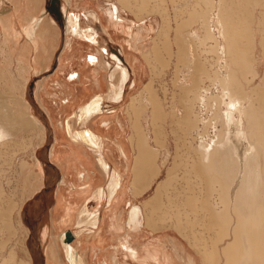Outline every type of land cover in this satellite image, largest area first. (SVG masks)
<instances>
[{"label":"bare ground","instance_id":"1","mask_svg":"<svg viewBox=\"0 0 264 264\" xmlns=\"http://www.w3.org/2000/svg\"><path fill=\"white\" fill-rule=\"evenodd\" d=\"M113 1L114 2H111L109 4L110 6L108 8L104 7L103 5L100 6V10H102L103 12L102 16L100 15L99 11L96 10H90L88 11V14L85 13L86 15H88L87 17L91 16L96 19L99 18V21L102 22L103 30L109 33L110 37L113 38L115 36L117 37V31L122 29L120 25L124 24L121 23V20H123L124 18V16L121 17L123 13L120 15V11H122L121 8H130L133 13H136L135 15H141L138 18L139 20L144 19L142 14H144L145 12L153 13V11L156 10L154 6L148 7L149 5L147 0H133L134 3L130 0ZM198 3L199 6L193 5L192 9H188L189 6L185 8V6L183 8L179 7V9L176 8V10H179L177 12H180V8L190 10L189 16L191 15L193 18H186L189 23H187V25H190L191 20V23L194 22V19L195 21H200L202 23L200 28H203L205 32L204 35L199 36L196 34H191V32H189L192 38H190L189 35H187L188 38L184 37L186 34H183L184 38L180 37L181 34L179 31L183 30L184 28L186 29V21H184L183 18V21H179L181 20L182 15L179 16L180 18L177 17V15L176 19L179 18L176 21L177 25L172 26L170 23L171 18L167 14L166 17H164L162 20L160 31L158 30V33H156V36L153 38L154 44L142 55L144 60H146L145 62H147V65L150 68V79L148 82L144 83V86L140 93L132 97L128 109L131 118L130 141L136 152L134 158L135 161L132 166V172L134 175L132 188L134 189V193L137 192L140 188H149L153 180L159 177L162 169L166 167L167 159H163L162 161L157 163V153L159 154L160 151L158 149H155V147H153L149 143L148 133L142 124V116L146 111L150 109V113L148 114H151L154 118L153 125H155L153 131L154 140H152L155 141V143H157L158 145H165L164 147H166L168 143L164 144L165 140L163 141L161 139L165 135L162 134L163 132L160 130L161 128H158L156 126L157 121L155 123V120L157 118L163 119L161 118L163 116L161 111L162 106L160 98L157 91L155 90L156 88L154 87V83L156 82L157 78L163 73V71L167 69V67H169L173 52L170 43V32L173 28L174 32L176 33L174 37V40L176 42L174 43L177 45V47L179 46L176 59L178 61L185 62V68L189 71L188 78L190 76L192 77L191 82H189L190 80H187V82L191 84V87H189L188 84L186 87H182V91L180 92H184L187 94L189 91H193L194 93V96L192 97V99H190V96V100L188 102V99H185V101H183V106L181 105L183 107V111H181L182 114L178 121L175 122L179 123L178 128L180 127V129L182 130V141L184 140L185 142L187 141L193 144L194 139H197L199 135L203 133L199 129L200 122L205 124L208 122L209 124H211L213 128L216 129V135L214 136V138L210 139H207L205 136L199 137V144H197V146L195 145V151L192 155H190V157H192V159L190 160L191 162H189L191 164V169H187V172H189V174L195 173L197 179L200 180V184L203 185L202 187L208 185L207 189L205 188L207 191L205 190L204 194H202L201 192L203 191L200 190L201 192L199 193H201V195H195L192 192L193 188H191V184L188 181V184L191 188H189L191 190V194H188V199L183 200L184 202H175L172 197L170 198V191H172L171 188L173 186V183H171V181L175 176L173 174L174 172L171 171V167L168 170L166 180H162L161 182H159L155 190L156 192L151 200H155L157 203L159 200H161V198L158 200L159 196H162V192L165 193L166 191L167 193L165 194H168V204H166L167 210H164L166 215L171 214L172 205L177 206L178 204H180L182 205V208L185 207V205H188V207L190 206L189 208L191 209L184 208V210L182 211H185V213L181 210H177L174 212V215L183 214L185 216L192 214L197 220L198 216H201V224H203V227H206V230L211 232L210 241L205 240L206 242H203L201 244L197 243L198 248L196 246L197 252L202 256L203 264H264V0H199ZM133 7H135L136 10ZM7 12V9L0 10V17H3V15L5 16ZM182 12L183 11H181L180 13ZM258 12L261 14L262 20L257 18L258 16L256 14H258ZM61 13L66 23V33H70V35L86 40L89 39L91 42L96 44L95 48H97V50L95 49V52L88 53L87 55H89V57L86 55L85 61L88 65V68H90V65H93L92 69L99 66L101 61L100 56L102 55L104 57V50H102L101 48L105 47L99 39V34L95 30H93L90 25L81 27L80 15L73 16V14H71L64 7H62ZM213 14L214 17L212 16ZM176 19L174 16L173 20L175 21ZM26 20L27 19H24L22 14H12L9 18H6L5 21L7 23L6 26L4 25L5 30H3L6 32L7 38L5 40L11 42L12 46L10 47V50L12 51V53L16 52L17 55L20 56V58L21 56L24 58L23 52L27 49L31 51V67L32 71H36L38 69V65H40L41 59L45 58L44 50L46 48H41L44 47L45 44H42V42L40 41V39L42 38L37 34L39 25L45 22V19L42 16L39 19H32L28 22L27 26ZM212 22H214L215 24H211ZM256 22H258L257 25ZM138 30L139 31L135 32L134 34L131 28V32L129 33L130 39H128L129 46L135 50V44L137 42H142L141 40L143 38L146 39L143 31L140 29ZM257 31L262 35L259 42ZM182 32L184 33V31ZM141 35L143 36L141 37ZM136 39H138V41H135ZM133 40L136 42L135 44H133ZM23 42L25 44L21 47L20 45L23 44ZM197 42L200 45H204V48L201 49V51L197 47H194V44H197ZM191 45L193 46V50L189 53V55H187L189 52L187 50L189 47H191ZM104 49L106 50L107 54H110V51L107 48ZM259 50H261L262 53H259ZM208 53H211L210 56H212V58H209L210 56H207ZM258 53L260 54V58L257 57ZM129 54L133 55V53ZM205 54L206 57L204 56ZM111 55L114 59V63H116L117 65L114 67V70L108 74L109 93L105 96L102 93H99L95 95L96 97L93 96L91 99L87 100L77 108V110L75 111V117L78 120L79 125H82L80 129H73V126L72 124H70L69 120L66 122L65 129L70 140L80 142L81 144L85 145L87 149L89 148L96 154L97 163L101 165V168H103L105 174L109 177L110 184L108 192L105 190V188H100L98 191H96L95 196L98 200H102L105 198L106 204L110 207L117 203L115 209H118V205L122 201L123 193L125 192L123 189L124 185L122 174L116 168H112L109 161L103 154L104 147L106 146V139L103 137V135L94 130L92 126H90V124L94 123L95 121L98 123L99 118L104 117V115H106V112L107 114L110 111L113 112V106H108V104L106 105V100L109 99L114 102L122 100L124 98L123 93L125 92V86L131 81V71L129 68L123 67L121 65L122 60L119 54L115 51H112ZM128 59L131 60V57H129ZM71 60L69 62L72 63L74 61V58ZM110 64L111 63H108L107 65L110 67ZM60 66L64 68L66 65H63L60 61L59 67ZM136 67L138 66L136 65ZM178 73H180V71H178ZM116 74H119V83L117 80L118 84L114 83L113 81L114 77H116ZM76 75L80 76V73ZM89 75L93 76L94 72H89ZM241 79H243V82ZM207 80L209 84H206ZM258 80H261V83L248 90L247 85H249L250 87L251 83L254 82L253 84H255V82ZM134 82L136 81L134 80ZM61 85L59 86L61 87ZM215 88L216 91L220 92L219 94L214 93L213 89ZM47 92L49 93L48 89ZM85 92L86 90H83V93L81 94V92L79 91L77 97L73 98V100H76L79 97L81 99V96L85 94ZM187 95L186 97L188 98ZM43 100L44 103L45 99ZM247 101L248 103H246ZM44 105H46V103H44ZM203 105H205V108L207 109L205 113L207 111H211L209 113V115H211L209 120L206 117H203L199 110L196 109V106L198 108V106L202 107ZM224 107L226 108V111L221 112L222 108ZM46 108L52 119L51 108ZM229 110L232 113H238L236 114L238 115V117H232L231 115H229ZM26 114L24 112L19 114L20 116L16 115L17 119H15L14 122L22 123V126L25 128H38L41 131H44V127L37 117L27 112ZM167 115L168 114H166V116ZM5 116L6 117L3 118L0 114L1 145H5L7 143V139H12L11 131L14 130L7 114H5ZM212 119L215 121L213 122ZM105 121H100V124L104 127H108V122ZM244 125L247 126L249 146L246 148L244 155L242 156L240 154L239 147L236 146L235 143H233L232 138L237 135H241L242 137L245 136V133L243 132ZM195 130H197L198 133L194 136ZM53 132V139L55 141L53 142L56 145L60 143L61 140L60 137L56 135V132ZM204 134L205 133H203V135ZM3 147L4 146H2V148ZM53 147L54 145L51 147V150L49 152L51 160H53L54 156H60V151H62L63 149L60 146L58 148L56 147V149L53 150ZM190 148H192L191 150L193 151V147ZM165 149L167 148H164V150ZM5 153L7 152H4V154ZM120 153L122 154V156H126L123 147L120 148ZM166 156L167 155H165V157ZM54 162L56 163L55 160ZM56 165H60L61 167L60 170L62 172V177L60 179V183L64 182V172L62 165L61 163L59 165L58 163H56ZM92 172L95 173L94 171ZM82 173L84 175L85 171H83ZM90 173L89 175H91ZM194 181L196 182V180ZM60 183L58 187H60ZM11 203L13 204V202ZM12 204H10V206ZM157 204H159V202ZM148 205H150V203L146 202L145 207H148ZM155 205V203L151 204L150 208L145 209V207L142 208L135 202H130L126 214L124 213L125 217L123 216L124 214L122 212L119 214V216L116 215L117 219L113 223L115 231H117L120 227L122 228V230L124 229L128 234L133 235L134 233L139 232L143 225H146L147 227L151 226L152 223H154L156 220L154 214L155 211H157V207ZM13 206L14 205L9 208L12 209ZM84 207L80 211V218L76 222L78 224V227L80 228V231L72 229L70 230L73 234V239L71 241L67 240L68 230L66 232L64 231V233L60 235L64 251L61 252L60 250V252L61 254L64 253L66 256L65 264H93L92 261H90L89 259H85L84 256L78 253L77 249L73 247L74 241L79 239L80 236L84 234V231L86 233L93 232L96 228H98V224H100L99 221L101 211L95 210L93 212H90L86 210V207V209ZM180 215H177L175 217L178 218V216ZM73 217V215L70 216L71 219H73ZM166 218L167 217H165V219ZM4 220L6 219L4 218ZM176 220L178 221V219ZM185 220L186 219L182 221L184 222ZM192 220L190 222H192ZM69 221L70 220H68V222L66 223H69ZM4 223L6 224V221ZM175 225L179 226V224L177 225V223ZM175 225H173V227ZM7 226L12 227L10 224H8ZM182 227L183 228H180L179 230H184V228H186L185 225ZM150 228L152 230L154 229L152 227ZM9 230L11 229L9 228ZM186 233L181 235H185ZM168 238L171 237L169 236ZM172 239V247L174 249H170V246L168 247V245H165L166 243L163 244L162 240H154L150 242V245L146 246L148 254L147 258L143 261V264H174L175 257H177L178 259L181 256L179 254L184 253L183 255H186L185 252L187 250L185 249V245L177 238ZM127 241L128 238H126V241L122 240V247H124L130 253L131 257L137 258L138 254L140 253V248L137 249V247L135 248L134 246L128 245ZM209 242L211 243V245L208 244ZM90 245L89 240H84V248L90 247ZM143 254L145 256V253ZM57 255L58 252L55 251V259ZM186 260H184L183 264H199L198 258L196 257H190V259L188 257V260ZM27 264H31V262ZM94 264H97V261H94ZM104 264H112V262L106 261Z\"/></svg>","mask_w":264,"mask_h":264},{"label":"rangeland","instance_id":"2","mask_svg":"<svg viewBox=\"0 0 264 264\" xmlns=\"http://www.w3.org/2000/svg\"><path fill=\"white\" fill-rule=\"evenodd\" d=\"M6 1L7 0H1L0 10L3 9H7L8 11L10 10V7L7 5L8 3ZM50 1L51 0H42L41 12L35 13L32 16L36 19L41 18L42 16L45 19V22L49 20V16H52L55 19L56 25L59 27L58 30H54L52 26H54L55 24L54 22L52 23L51 21L50 24H48V26L46 27L47 29H49L48 33L50 34L48 35V39H47L48 41L46 42L47 44H46L45 58L41 59L40 65H38V69L36 71L35 70L32 71V67H31L32 59L30 55L31 51L30 50L28 51V49L25 50L23 52L24 58L22 56L20 58V56L17 55L16 52L12 53V51L10 50V47L12 46L11 42L5 40L7 37L6 35H4L3 27L0 24V93H1L0 114L3 118H5L6 117L5 114H7L9 120L12 123V128L14 129L11 131L12 139L11 140L7 139V143L5 145L0 144V151H1L0 152V264H9V263L27 264L30 262L31 264H55V263L65 264L66 256L64 253L61 254V252L63 251V245H62V240L60 239V235L64 233V231L66 232L67 230H71V229L80 231V228L78 227V224L76 222L80 218L79 217L80 211L84 206L87 209L85 207L84 208L90 212H93L95 210H100L101 222L99 228L95 229V231L93 232H90L92 234L86 233L84 231V234L80 236L79 239L74 241L73 247L77 249L78 253L84 256L85 259H89L90 261H92L93 264L94 261H97V264H104L106 261L107 262L111 261L113 264L116 263L122 264L123 263L122 261L124 260L127 261V264H141V262L136 261L134 259L128 260L126 254L122 253L123 251L121 252L119 247L121 245L122 233H120V236L117 233L113 234V232H115V228L113 227V222L116 221L117 219L116 215L119 216L121 212L123 214L124 213L126 214L130 202H135L137 205H140L142 208L145 207L146 202L150 203V205H148V207H145V209L150 208L151 204L154 203L156 204L155 206L157 207L156 209L157 211H155L154 214L156 220L147 229L150 231V236L147 239H145L144 243H140L144 240L143 238L141 240L139 239L137 240L136 238H134L131 241V243L134 246L137 245L136 247H138L141 244H145L148 241L162 240L163 244L166 243L165 245H168V247L170 246L169 248L171 249L173 248L172 238H177L185 245V249L187 251L185 252L186 255H183L184 253L179 254L181 256L178 259L177 257L175 258L174 264H179V263L183 264L184 260L186 259L188 260V257L190 259V257H196V256H197L196 258H198L199 264H203L202 256L197 252V248H198L197 243L201 244L203 242L210 241L211 232L206 230V227H203V224H201L202 223L201 216H198V220H197L195 216L191 214L196 219V221L190 214L185 216L183 214H181L182 216L180 214H177L180 215L182 219L180 218V216H178V218L175 217L177 216L176 214L174 215L175 211L177 210L182 211L184 210V208L190 207V206L188 207V205H185V207L182 208V205L180 204H178L177 206L172 205L171 214L166 215L165 214V211L167 210L166 204H168L167 201L168 194L167 195L165 194L167 193L166 191L165 193L162 192L163 193L161 194L162 196H159L158 198V200L161 198L163 204L161 200L158 201L159 204H157L158 202L156 203L155 200H151V198H153L156 192L155 190L159 182H161L162 180H166L168 175L167 174L168 170L171 167H172L171 171L174 172L173 174L175 176L171 181V183H173L172 184L173 186L171 188L172 191H170L171 192L170 198L172 197V199L177 203L184 202L183 200L188 199L187 197L188 194L189 195L191 194L190 193L191 188H193L192 192L195 195L196 194L201 195V193L204 194V191L207 189L208 185L202 187L203 185L200 184V180L197 179L195 173L189 174V172H187V169H191L190 167L191 164L189 162H191L190 160L192 159V157H190V155H192L193 152L195 151L194 150L195 145L197 146V144H199L198 142L199 137L205 136L207 139H210V138H214V136L216 135V129H214L211 124H209L208 122L206 124L200 122L199 129L201 130V132L205 134L203 135V133H201V135H199L197 139H194L193 144L191 142H190L191 144L187 141L185 142L184 140L182 141L181 138L182 130L180 129V127L178 128L179 123H175V122L178 121V119L182 114L181 111H183V107H182L183 101H185V99H188L187 100L188 102L190 99H192L194 93L193 91H189L188 92L189 94L187 93L188 94L187 95L184 92H180L182 91V87H186L189 84L187 80L188 81L190 80L189 82L192 81V77L190 76L188 78L189 71L188 69L185 68V64H184L185 62L184 61L181 62L176 59L179 46L177 47V45L174 43L176 42L174 40L176 33L174 32L173 28L171 29L170 32V38H171L170 43L173 52L169 63V67H167V69L163 71V73L157 78L156 82L154 83V87L156 88L155 90L157 91L158 96L160 98V102L162 106L161 111L163 116L161 117L163 119L157 118L155 120V123L157 121L156 126L158 128H161L160 130L163 132L162 134L165 135L164 137L161 136L164 138L161 139L163 141L165 140L164 144L168 143L166 147H164L165 145H158L157 143H155V141H153L154 140L153 131L155 125H153L154 118L152 117L151 114H148L150 113L149 112L150 109L148 110L147 108L148 111H146L142 116V122H143L142 124L148 133L149 143L153 147H155V149H158L161 152L160 153L159 151H157L159 152V154L157 153L158 155L157 163L162 161L163 159H167L166 167L162 169V172L160 173L159 177L153 180L149 188H140L135 193L132 188L133 187L132 182L134 179L132 166L135 161L134 158L136 152L130 141L131 118L128 112L129 103L131 102L132 97L138 95L142 90L144 83L148 82L150 79V68L147 65V62H145L146 60H144L142 55L145 51L149 50L154 44L153 38L156 36V33H158V30L160 31L163 18L166 17V15L168 14V16L171 18L170 21L171 25L176 26L177 25L176 21L177 19L180 18L179 16L181 15L183 16V17L181 16V20L179 21H183L182 18L184 19V21H186V25H185L186 29L184 28L185 30L184 29L183 30L179 29L180 31L178 30L181 34L180 37L182 38L184 37L188 38L187 35H189V37L192 38L189 32H191V34H196L199 36L204 35L205 32L203 28L202 29L200 28L202 25L200 21L199 23L194 19V22L191 23L192 21L191 20L190 25H187L188 23L187 19L189 17L193 18L191 15L189 16L190 10L188 9H192L193 5L199 6L198 3L199 0H147L149 5L148 7L154 6L156 10L153 11V13L145 12L144 14H142L144 18L143 20H139L138 18L141 15L140 16L135 15L136 13L135 12L133 13V11L130 10V8H121L122 11H120V15L123 13L121 17L124 16L123 20H121V23H124L125 25L121 24L120 26L124 30L120 29L118 35L116 34L117 37L115 36L114 38H111L110 34L105 32V30H103L102 22L99 21V18L96 19L91 16L87 17L88 15L84 13V11L87 12L88 14V11L96 10L99 11L100 15L102 16L103 12L102 10H100V6L103 5L104 7L108 8L110 6L109 4L111 2H114L113 0H71L70 6L66 4L64 0H60L59 4L57 2L50 3ZM130 1L133 2V0ZM58 6L60 7L61 10L62 7H64L67 10H71V12H73L71 13L73 14V16L80 15L81 27L85 25L86 26L90 25L93 28V30H95L99 34V39L101 43L105 46L101 48L102 50H104L103 51L104 57L102 55L100 56V60H101L100 63L101 65H103L104 61L106 62V65L108 63H111L110 67L108 66V70H109L108 74L111 71H113L114 67L117 65L116 63H114V59L112 58L111 55L112 51H115L116 53L119 54L122 60L121 65L123 67L129 68L132 76L131 81L125 86V92L123 93L124 98L122 100L115 102L109 99L106 100L105 103L106 105L108 104V106L109 105L113 106L112 108L114 109L113 112L110 111L108 112V114L106 112L105 113L106 115H104V117L99 118L98 123L95 121L94 123L90 124V126H92L94 130L99 132V134L103 135V137L106 139L105 140L106 146L104 147L103 150L104 156L107 158L112 168L113 169L116 168L122 174L123 185H124L123 189L125 191L122 197V201L118 205V209H115L117 203L110 207L106 204L105 198L102 200H98L97 197L95 196L96 191H98L100 188H105V190L108 192L110 179L109 177L105 176V174H103V171L101 170L100 166L97 164L96 154L88 148L87 149L88 160L85 165L86 169H80L79 171V174L82 176L83 174L82 172L84 170L86 171L89 170V172H86V176H85L89 184L88 186L89 193L87 195L89 196L88 203L87 204L80 203L81 205L79 204L74 208L72 212L74 214V217L71 223H66L65 217L67 214L66 212L67 209L64 206L61 210L58 211L55 217H53L52 215V210L54 206L55 186L56 184L57 187L59 186V183L61 181L60 179L62 177V172L60 170L61 167L59 164L61 162V159L65 158V156L70 152L65 154L64 151H60L61 155L58 157L54 156L53 160H51L49 152L53 145H54L53 150H55L56 147L58 148L60 146L63 148L65 142L68 143L70 140V138L67 137L65 134V130L63 127V120L67 115L74 113L77 110V108L83 104L84 101L86 102L87 98H85L84 95L82 97L83 100L81 101H76V100L73 101L71 98H70V102L68 103H64V101L68 94L77 97L79 91L82 94L85 88L88 89L87 84H91V82L86 81V79L84 81L83 63H85V56L88 53L95 52L94 50L95 47L88 43L79 44L75 42V40H73V44L70 45L69 47L66 48L64 46L65 38L67 36L65 32L66 23L64 19L58 17V15L55 12L56 7ZM179 7L182 8L188 7V9L185 10L180 8L181 9L180 12L183 11L182 13H180L177 12L179 10H176V8L179 9ZM133 8L135 9V7ZM184 10L186 13L184 12ZM256 15L258 16L257 17L258 19L262 20V16L259 12ZM174 16L175 19L176 16L179 18H177L174 21L173 20ZM212 16L214 17V14ZM211 24H215V23L212 22ZM257 24L258 22H256V25ZM131 28L134 34L135 32L139 31L138 29L142 30L146 38V39L144 38L142 39L145 41L139 43L137 42L138 44L136 45L138 47H141L140 50L138 51L137 49L135 50L131 48L128 44V39H130L129 33L131 31ZM182 31H184V33ZM183 34L186 35L184 36ZM142 36L143 35H141V37ZM257 37L259 42L262 35L260 32L258 33V31H257ZM88 40L89 39H87V41ZM135 41H138V39H136ZM88 42L93 43L90 40ZM194 45H195L194 47H197L198 49H200V51L201 49L204 48V45H200L198 44V42L197 44L195 43ZM20 46L22 47L23 44H21ZM104 48H107L110 51V54H107ZM192 50H193V46L191 45V47H189L187 50L189 51L187 55H189V53ZM128 52L130 53L132 52L133 55L129 54ZM258 52L262 53L261 50H259ZM259 53L257 56L258 58H260ZM210 55L211 53H208L207 56L209 57ZM87 56L89 57V55ZM204 56L206 57V54ZM129 57H131V62H129L128 59ZM73 58L74 61L68 65V68L65 71L60 70L59 67L60 61L62 62L63 65H67L65 64V62H68V60ZM209 58H212V56H210ZM263 63H264V57H263ZM134 64L138 66L136 67V71H137L136 73L132 68ZM89 69L90 70L88 72H94V75L96 74L95 68L93 69L89 68ZM71 70L81 72L83 81L81 82L78 78H75L73 80L67 79L69 82L66 81L65 74L68 71L70 72ZM178 71H180V73H178ZM105 73L106 70H103V76H105ZM70 75L71 73L67 76V78ZM134 80H136V82H134ZM241 80L243 82V79ZM58 81L60 82L65 81L64 83L67 84V86L69 87V88L64 87V93L62 92L63 88L62 87L59 88L58 85L56 84V82ZM253 83L250 84L251 85L250 87L249 85H247L248 90L261 83V80L256 81L255 84ZM206 84H209L208 80ZM189 87H191V84H189ZM47 89L49 90V93L47 92ZM89 90H91V94H93L94 92H98V93L101 92L104 95L108 94L109 91L106 84H104L102 88H99L97 86H94L93 88L90 87ZM213 90L214 93L217 94L220 93L219 91H216V88ZM186 95L188 96V98L186 97ZM43 99H45L44 103H46V105H44ZM246 103H248V101ZM46 107L51 108L53 120L51 119L50 114L48 113ZM162 109L165 111H163ZM196 109L199 110V112L202 114L203 117H206L208 120L210 119L211 115H209V113L211 111L210 112L207 111L205 113V111L207 110L205 108V105H203L202 107L198 106V108L196 106ZM223 111L224 112L226 111L225 107L222 108L221 112ZM24 112L25 114L27 112L37 117L42 123V126L44 127V131H41L38 128L37 129L25 128L22 126V123L14 122V120L17 119L16 115L20 116L19 114ZM228 113L232 117H238V115H236L238 113L236 112L232 113L229 110ZM166 114H168L169 116L168 115L166 116ZM103 120L104 121L106 120L105 122H108V127L107 126L104 127L100 124L101 123L100 121ZM212 121L214 122L215 120L212 119ZM71 123L73 127L78 129V127L75 125L74 119L71 121ZM81 126L82 125H79V128H81ZM53 131L56 132V135H58V137H60L61 140L60 143L56 145L54 144L55 141L53 139L54 138ZM243 132L245 133L244 137H242L241 135H237L232 138L233 143H235L236 146L239 147L240 154L242 156L244 155L246 148L249 146L248 132L246 125H244L243 127ZM197 133H198L197 130H195L194 136ZM2 146H4L5 148L4 147L2 148ZM121 146L125 150L126 157H123L120 153ZM190 147H193V151L191 150L192 148ZM164 148L167 149L164 150ZM72 150L74 149L72 148ZM81 151L82 153H84L85 149L82 148ZM4 152L7 153L4 154ZM70 154L67 155L66 158L70 157ZM72 154L74 153L72 152ZM165 155L167 156L165 157ZM54 160L56 161V163H58L59 166L56 165ZM91 170H94L96 172V175H89ZM194 180H196L197 184ZM188 181L191 184V188L190 185L188 184L189 183ZM201 187L202 189L203 188L204 189L202 190ZM200 190L203 192H201ZM11 202H13V204ZM10 204L14 205L13 206L14 209L9 208L12 207V205L10 206ZM111 208L113 210V217L111 216L112 214ZM182 212L185 213V211ZM125 214L123 215L124 217ZM165 217L167 218L165 219ZM4 218L6 220H4ZM188 218H190L191 220L193 218L192 222H190L191 220ZM176 219H178V221ZM179 219L181 221L186 219L187 221L185 220L184 222L183 221L181 222ZM3 220L4 222L6 221V224L3 222ZM176 223L177 225L179 224V226H176L175 225ZM8 224H10L13 227V229L12 227H8L7 226ZM173 225L175 226L173 227ZM184 225L186 226V228H184V230L182 229L179 230L180 228H183L182 226ZM150 227L154 229L152 230ZM176 227L179 228L177 229ZM9 228L11 230H9ZM186 229L188 230V232ZM120 231L123 232L124 230L120 228ZM192 231L193 232L195 231L194 232L195 234ZM184 233H186L188 237L186 234L181 235ZM169 236L171 238H168ZM84 240H89V245L91 244L90 247H86V248L83 247ZM208 244L211 245L210 242ZM55 251L58 252L56 259L54 258ZM114 253L117 254L116 260L121 259L119 263L118 261L114 263L115 260L113 259Z\"/></svg>","mask_w":264,"mask_h":264},{"label":"crops","instance_id":"3","mask_svg":"<svg viewBox=\"0 0 264 264\" xmlns=\"http://www.w3.org/2000/svg\"><path fill=\"white\" fill-rule=\"evenodd\" d=\"M8 4V6L10 7V10L5 14V16L3 15V17L1 16L0 17V24H1V26L3 27V29L5 30V26H6V18H9L12 14L13 15H15V14H22L23 15V18L24 19H27L26 21V26H27V24H28V22L29 21H31L32 19H36V18H34V17H32L33 16V14H35V13H38V12H41V2H42V0H7L6 1ZM64 2H65V0H64ZM66 2L70 5L71 3V0H66ZM66 3V4H67ZM70 13H73V12H71V10H68ZM84 13H87V12H85L84 11ZM48 17V16H47ZM37 19H39V18H37ZM54 18L52 17V16H49V20H47L46 22H43V23H41L40 25H39V27H38V29H37V34L38 35H40L41 36V38L42 39H40V41L42 42V44L44 45V47H41V48H46V42L48 41L47 39H48V35L50 34V33H48V31H49V29H47L46 27L48 26V24H50V21H52ZM64 19V18H63ZM3 21V22H2ZM43 21V20H42ZM55 21V19L52 21V23ZM65 21V20H64ZM54 24L56 25V22H54ZM5 25V26H4ZM52 26L53 27V29L54 30H58L59 29V27L56 25V26ZM50 27V26H49ZM51 27V28H52ZM3 30V33H5V35H6V32ZM65 32H66V30H65ZM117 32H119V30L117 31ZM131 32V31H130ZM66 38H65V42H64V46L67 48V47H69L70 45H72L73 44V40H75V42H77V43H79V44H84V43H88V44H90V45H92V46H94V47H96V44H94V43H90V42H88L86 39H83V38H80V37H73V35H70V33H66ZM111 38H113V37H111ZM141 39V38H140ZM141 41H143V40H141ZM136 42H134L133 44H135ZM25 43L23 42V45H24ZM137 44V43H136ZM135 44V46H134V48H138L137 50H140V48L141 47H138L137 45ZM95 49H97V48H95ZM94 49V50H95ZM28 51H29V49H28ZM44 51H46V49L44 50ZM130 53V52H129ZM132 53V52H131ZM86 57V56H85ZM71 60V59H70ZM70 60H68V62H65V64H69V63H71V62H69ZM72 61V60H71ZM104 61V60H103ZM64 62V61H63ZM129 62H131V60H129ZM85 64V65H84ZM68 65H66L64 68L62 67V66H60V70H66L68 67H67ZM83 66H84V72H83V74H84V81H85V79H86V81H89V82H91V84H90V86H89V84H87L88 86V89H86L85 88V90H86V92H85V94H83L81 97H83L84 95H85V98H87V100H89V99H91L93 96H95V95H97V94H99V93H101V92H94L93 94H91V90H89L90 89V87H94V86H97V87H99V88H102L104 85L103 84H106L107 85V87H108V90H109V78H108V72H109V70H108V65H106V62L104 61L103 62V65H101V63L99 64V66H97V67H95V71H96V74L95 75H93L94 76V79H93V76H90L89 75V68L87 67V64H86V61H85V63H83ZM134 66V67H133ZM132 66V68H133V70H135L136 71V65L134 64ZM62 67V68H61ZM93 67V65H90V68H92ZM103 70H106V73H105V76H103ZM134 71V72H135ZM137 72V71H136ZM71 73V75L67 78V76L69 75ZM78 73H80V76L78 75H76V74H78ZM65 79H66V81H68L67 79H69V80H73V79H75V78H79V80H80V78H81V80L80 81H83L82 80V74H81V72H78V71H75V70H71L70 72L68 71L66 74H65ZM88 76V77H87ZM118 76V77H117ZM91 77H92V79H91ZM117 77V78H116ZM116 77H114V79H113V81L116 83V84H118L119 83V74H116ZM132 77V76H131ZM88 79V80H87ZM101 80V81H100ZM117 80H118V83H117ZM93 81V82H92ZM136 81V80H135ZM65 82V81H64ZM64 82H60V81H58V82H56V84L58 85V87H60L59 85H61V87L63 88L64 86L66 87V88H69L68 86H67V84H65ZM69 82V81H68ZM96 82V83H95ZM102 82H103V84H102ZM101 83V84H100ZM108 83V84H107ZM87 90H89V91H87ZM62 92L64 93V88L62 89ZM109 93V92H108ZM103 94V93H102ZM104 95V94H103ZM105 96V95H104ZM96 97V96H95ZM72 99L73 100V98H75L73 95H67V99H68V101H67V99H65V101H64V103H68V102H70V100L69 99ZM81 100H83L82 98L80 99V97L79 98H77L76 99V101H81ZM86 100V101H87ZM105 100H106V97H105ZM74 101V100H73ZM85 102V101H84ZM83 102V103H84ZM74 119V121H75V125L78 127V129H80L79 128V123H77L78 122V120L76 119V117H75V112L74 113H72V114H69V115H67L65 118H64V120H63V127H64V130H65V134H66V136H67V131H66V122L69 120L70 121V124H72L71 123V121ZM76 119V120H75ZM92 124V123H91ZM73 129H76L75 127H73ZM68 137V136H67ZM70 142V143H69ZM69 142L66 144V142H65V144L63 145V149H62V151H64V153L65 154H67L68 152H70L71 154H72V152L74 153V154H70V157H68V158H66L67 157V155H69V154H67L66 156H65V158H62L61 159V165H62V168H63V176H65V177H63L64 178V182H61L60 183V187H58V190H57V186L55 187V190H54V206H53V210H52V215H53V217H55V215L58 213V211L59 210H61L62 208H63V206L64 207H66V209H67V214H66V217H65V219H66V222H68V220H70L69 221V223H71L72 222V220L73 219H71L70 218V216H74V214L72 213L73 212V210H74V208L77 206V205H79L80 203L81 204H83V203H88V197L89 196H87L88 195V193H89V191H88V186H89V184H88V180L85 178V176H86V172H89V170H84L85 171V174L83 175L82 174V176L79 174V171H80V169H86V167H85V165H86V163H87V160H88V152H87V147L85 146V145H83V144H81L80 142H75V141H73V140H69ZM72 148L74 149V150H72ZM82 148H84L85 149V152L84 153H82ZM120 148H122V146L120 147ZM122 155V154H121ZM123 157H126V156H123ZM69 161V162H68ZM96 162H97V160H96ZM69 163V164H68ZM68 164V165H67ZM98 164V163H97ZM99 165V164H98ZM67 168H66V167ZM100 166V168H101V165H99ZM65 168H66V170H65ZM101 170L103 171V174H105V172H104V170H103V168H101ZM92 171H94V170H91L90 172H92ZM95 172V171H94ZM121 173V172H120ZM65 174V175H64ZM96 175V172L95 173H91V175ZM105 176H107L106 174H105ZM108 177V176H107ZM65 180H66V182H65ZM133 191H134V189H133ZM124 194V193H123ZM75 203V204H74ZM80 204V205H81ZM111 212H112V214H111V216L113 217V210H112V208H111ZM114 221V220H113ZM101 222V216H100V221H99V223ZM114 223V222H113ZM99 225L100 224H98V228H99ZM113 227H114V224H113ZM97 229V228H96ZM148 229V227L146 226V225H143V227L140 229V231L139 232H136V233H134L133 235H130V234H128L127 232H125V230L123 231V232H121L120 231V227H119V229L117 230V231H115V232H113V234H115V233H117V234H119V236H120V233H122V240H124V241H126V238H128V245H131V246H134L132 243H131V241L134 239V238H136L137 240L139 239V240H141L142 238L144 239L142 242H140V243H144V241H145V239H147L149 236H150V231L149 230H147ZM143 230V231H142ZM166 235V234H165ZM122 240H121V243H122ZM150 242H152V241H148V242H146L144 245L143 244H141L140 245V247L138 246L137 247V249H139L140 250V253L138 254V256H137V258H133V257H131V255H130V253L124 248V247H122V244L120 245V250L121 251H123L122 253H124V254H126V256L128 257V260L129 259H134V260H136V261H139V262H141V264H143V261L147 258V254H148V251H147V248H146V246L147 245H150ZM135 248H136V246H134ZM122 248V249H121ZM146 248V249H145ZM144 251H143V250ZM143 251V252H142ZM141 253H145V256H144V254H141ZM141 254V255H140ZM140 257H141V259H143V260H141L140 259ZM197 257V256H196ZM176 258V257H175ZM180 258V257H179ZM113 259H117V254H115L114 253V255H113ZM139 259V260H138ZM121 260V259H120ZM120 260H117L118 261V263H119V261ZM110 262V261H109ZM115 262H116V260H115ZM113 264V263H112ZM122 264H127V261H123V263Z\"/></svg>","mask_w":264,"mask_h":264},{"label":"water","instance_id":"4","mask_svg":"<svg viewBox=\"0 0 264 264\" xmlns=\"http://www.w3.org/2000/svg\"><path fill=\"white\" fill-rule=\"evenodd\" d=\"M50 2H57L58 4L60 3V0H51ZM56 14L58 15V17H60L61 19H63L62 17V13H61V9L60 7H56V10H55ZM73 239V234L70 230L67 231V240L68 241H71Z\"/></svg>","mask_w":264,"mask_h":264},{"label":"flooded vegetation","instance_id":"5","mask_svg":"<svg viewBox=\"0 0 264 264\" xmlns=\"http://www.w3.org/2000/svg\"><path fill=\"white\" fill-rule=\"evenodd\" d=\"M50 3H51V2H50ZM58 181H59V180H58ZM56 186H57V184H56ZM56 186H55V187H56Z\"/></svg>","mask_w":264,"mask_h":264}]
</instances>
